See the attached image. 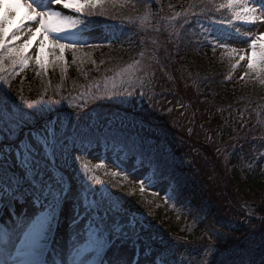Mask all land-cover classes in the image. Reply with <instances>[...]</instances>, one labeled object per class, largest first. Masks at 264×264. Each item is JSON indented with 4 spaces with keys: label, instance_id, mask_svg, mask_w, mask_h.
<instances>
[{
    "label": "snow or ice",
    "instance_id": "snow-or-ice-1",
    "mask_svg": "<svg viewBox=\"0 0 264 264\" xmlns=\"http://www.w3.org/2000/svg\"><path fill=\"white\" fill-rule=\"evenodd\" d=\"M141 3L144 13L122 18L116 10L138 8L135 0H0V264H182L176 255L177 245L169 247L161 239V247L154 248L145 235L146 222L133 216L130 223L127 209L113 198V192L92 184L95 169L83 163L79 169L75 167L95 144L105 148L123 145L129 151L143 144L141 121L119 107L106 113L96 111V107L132 103L136 84L143 88L145 78L134 71H128L125 78L121 71L119 84L113 78L110 89L106 86L101 91L100 85H95L90 95L96 107L84 110L87 105H78L82 111H58L62 101L47 93L35 102L26 100L22 93L15 99L10 95L12 78L30 63L38 67L37 75H47L50 66L63 73L68 67L66 52L71 54L72 63L91 61L85 49L130 40L125 33L129 25L143 31L152 15V0ZM181 16V28L189 24L202 28L197 43L223 49L230 62L236 61L231 63L232 69L239 61L248 60V70L264 78V32L241 30V26L264 25V0H193L187 13L175 14L171 20ZM93 17L119 19L120 26L106 25V36L97 39L92 35ZM167 26L179 39L177 26L171 22ZM234 33L245 38L250 56L230 47ZM38 38L36 53L29 55ZM139 64L137 61L129 67L139 68ZM139 96L143 98V91ZM131 129H136L135 138ZM112 164L120 169L117 175L123 173L126 179L134 175V170L129 172L122 166L119 157ZM139 183L144 192L154 187L155 180L145 175ZM152 195L158 193L153 191ZM167 198L173 199L171 195ZM68 213L72 232L65 239L59 229ZM212 235L228 239L220 232ZM214 253L215 249L204 248L201 264H207ZM234 255L239 261L222 260L219 264H264V238L259 244L247 243Z\"/></svg>",
    "mask_w": 264,
    "mask_h": 264
},
{
    "label": "trees",
    "instance_id": "trees-1",
    "mask_svg": "<svg viewBox=\"0 0 264 264\" xmlns=\"http://www.w3.org/2000/svg\"><path fill=\"white\" fill-rule=\"evenodd\" d=\"M135 2L138 8H118L116 11L122 18L140 16L145 9L141 0ZM192 2L152 0V15L146 21L144 30L132 25L125 27L130 40L99 49H85L90 53L91 61L85 59L83 63H72L71 54L66 52L68 67L63 73L59 68L53 70L50 66L47 75H37L38 67L32 66L12 78L10 95L15 99L17 93H22L26 100L35 102L47 93L52 99L71 101L94 92L97 84L102 89L106 82L142 59L147 51L151 52L159 68L170 76L174 86L190 104L194 121L203 123V128L214 134L222 133L218 155L209 144L200 143L203 144V147L200 145L203 152L210 156L215 166L216 180L203 179L195 170L178 165L176 156L186 150L182 146L173 145L167 154L146 142L133 151L120 145L123 146L124 154L136 158L138 165L149 166L155 178L168 180L180 198L192 203L197 218L208 221L218 214L229 213L238 222L230 234L222 232L228 237L227 240H218L203 222L185 230L170 226L168 211L155 198L137 195L110 174H100L102 185L113 192V198L121 201L123 207L139 214L140 219L146 222L148 231L157 232L154 235L160 239L190 250L213 246L215 253L209 264H219L222 260L239 261L240 257L234 253L245 248L249 242L259 244L261 241L259 236L264 228V178L243 171L241 153L245 145L264 130V78L254 73L233 83L231 77L236 68L232 69L231 63H235V60L230 62L224 51L207 49L205 45L197 43L202 33L200 26L189 24L181 28L182 16L171 20L175 14L187 13ZM91 19L94 28L120 26L119 19ZM169 22L177 26L179 39L168 28ZM51 59L50 56L49 63ZM94 106L96 104L90 103L88 107L91 109ZM161 120L165 122L166 119L162 116ZM247 221L253 224L246 225Z\"/></svg>",
    "mask_w": 264,
    "mask_h": 264
},
{
    "label": "rangeland",
    "instance_id": "rangeland-1",
    "mask_svg": "<svg viewBox=\"0 0 264 264\" xmlns=\"http://www.w3.org/2000/svg\"><path fill=\"white\" fill-rule=\"evenodd\" d=\"M54 7L62 8V6L59 5H54ZM63 11L66 13L69 12V10ZM23 13L24 10L22 9L21 15H23ZM72 15L76 14L72 13ZM218 27H223V25H218ZM248 28H256V34L264 32V25L259 26L258 28L257 26H241L242 31H245ZM108 31V28L94 29L92 35L97 39H102L106 36ZM39 39L40 38L34 42L33 47L29 51V55H34L36 53ZM230 47H235L241 51V54L250 56V50H247V43L243 36L236 35L234 33L233 41L230 43ZM244 50L247 51L245 52ZM45 55L47 58L50 57L48 48H46ZM137 61L140 62L139 68L130 69V67H128L124 70L125 78H127L128 71H134L138 77L146 79V83L143 88H141L139 83L136 84L135 93L132 97V103L123 105L110 103L103 107L94 106L96 107V111L106 113L109 111H115L117 107L128 111L130 113V118L142 122V130L139 132V136H141L140 134H144L145 137L152 138H147L148 142L155 143L156 148H159L162 152L167 154H169V150L173 147V145L179 148L181 146L182 148L185 147V153H180L178 155L176 163L195 170L198 176L203 177V179L206 178L207 180L211 179L212 181H215L217 176L215 166L211 162L210 156H207L203 152V144L200 143L204 142L209 144L213 152L218 155L219 146L222 143V133L218 132L214 134L212 131L210 132L206 128H203V123L194 121V113L192 112V108H190V104L179 93L170 79V76L166 75V73L159 68L155 57L151 52L147 51V53L143 55L142 59ZM247 63L248 60L239 61L236 71L231 77L233 83H238L254 74L248 70ZM135 64L136 63L133 65ZM34 65V62L30 63L29 67ZM246 72L248 73L247 76L244 75ZM115 80L116 83L119 84V75L115 77ZM111 82L112 79L106 82L100 90L103 91L106 86L110 89ZM141 91L144 93L143 98H140L139 96ZM90 103L94 104L91 95H82L71 101L62 102L58 111H82L81 108L77 107L78 105H87V109L84 110H88ZM69 104L72 105L71 108L68 107ZM162 116L165 117V122L161 120ZM130 133L133 138L136 137V129H131ZM150 135H153V137ZM117 157L121 159L122 166L125 169L129 172L134 170V175H130L126 179L123 173L120 175L116 174L120 172V169L115 167L112 164V161ZM241 160L242 169L246 174L264 178V130L257 137H255L253 141L245 145L242 149ZM81 163L88 164L89 167L95 169L94 175L96 176V180L92 181V184L97 188L101 187L102 178L99 171L102 170L106 173L114 175L116 178L121 179L122 182L137 195L155 198L166 209V211H168L169 218L167 219L170 226H176L185 230L203 222V224L211 229L213 233L225 232L226 234H230V230L235 228V225L238 222L229 213L226 215L218 214L217 217H212L210 220L207 219L208 221L197 218L194 215L191 203L187 200L179 199V197L174 194L168 181L159 182L154 178V187L141 192L139 178L145 175H151L149 168L146 166H136L135 160L126 159L122 150L119 148L117 150L112 146L105 148L104 145L98 144L97 146H93L85 157L75 165V167L79 169ZM76 175L78 177L80 176L79 171H77ZM85 183L88 182L85 181ZM153 191H156L158 195L153 196ZM169 195H171L173 199H168L167 197ZM223 199L228 202L226 197H223ZM123 208L128 211V221L130 223L134 222L133 216L136 217V215L129 211L128 208ZM71 218V213H68L59 229V234L65 239H67L68 235L72 232V229L69 227ZM136 219L139 220L137 217ZM250 224H253V222L247 221L246 225ZM166 230L168 231L169 229ZM150 232L153 233L152 231ZM146 235L157 240V238L151 236L147 232ZM259 238H264V228L260 232ZM206 248L214 249L212 246H207ZM141 251L143 252V249H141ZM201 251L202 250H188L181 246L180 248H176V255L178 258H181L182 264H201ZM108 255L110 257L112 254L108 253ZM129 255H131V253ZM209 257H211V255Z\"/></svg>",
    "mask_w": 264,
    "mask_h": 264
}]
</instances>
